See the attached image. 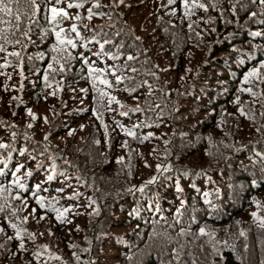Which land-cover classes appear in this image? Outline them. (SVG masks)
<instances>
[{
    "label": "trees",
    "instance_id": "trees-1",
    "mask_svg": "<svg viewBox=\"0 0 264 264\" xmlns=\"http://www.w3.org/2000/svg\"><path fill=\"white\" fill-rule=\"evenodd\" d=\"M117 1L124 2L114 0ZM146 1V6H150L152 0ZM69 3L74 6L69 8ZM77 4L83 6L76 7ZM97 4L99 7H94ZM20 7L22 12L33 11L23 0ZM52 7L67 12V17L58 18L62 20L59 25L49 23ZM153 7L157 10L145 20L152 46L157 49L150 55L142 51L130 29L122 25L119 8L111 0H62L60 4L55 0H39L36 15L31 18L22 15L19 30L14 17L0 12V19L9 21L0 23V37H8V42L0 38V46L5 49L0 52V58L15 60L22 67L30 61L38 65L32 70L36 75L35 84L28 85L22 94L17 87L4 99L0 144L6 147L0 148V202L12 203L13 193L24 199L35 193L40 200L43 196L55 195L54 199L50 198L51 204L38 209L37 217L28 223L0 213V223L7 231L0 233V264H68V258L53 248V237L46 239L45 244L37 243L30 228H38L45 218L53 227L58 220L68 218L71 210L83 205L84 196L78 191L64 196L67 183L63 184V176L72 172L97 190L98 204L105 205L108 214L104 224L111 215L117 219L109 221L111 228L117 221L121 223L118 229H127L126 234L112 233L114 246L99 239L107 250H115L113 255L100 256L97 261L89 248L87 254H79L83 259L80 264H264V222L259 225L255 220L242 219L248 199L264 194V137L251 141V137L243 138L244 131L238 136L235 133L230 141L223 143L227 146L224 154L216 156L211 150L216 146L210 144L209 135L217 131L208 123V117L203 116L215 107L218 94L223 95L226 103L230 101L249 66L264 61V3L260 0H174L169 4L168 0H154ZM61 29L68 36L58 39L56 33ZM160 37H166L172 49L160 48ZM86 44L94 52H101L97 67L116 66V73H111L109 84L103 88L102 98L93 105L104 107L108 96H117L118 110H121L118 116L115 111V116L122 129L101 124L105 128L102 137L118 144L133 139L135 146H142V123L152 115L154 120L150 124L154 126L161 118L169 119L171 129L177 131L168 139L171 145L161 147L160 153L165 158L161 156L156 163L151 162L148 151L138 159L131 145L126 144L122 145L118 162L100 158L93 159L94 163L89 165L92 157L89 149L92 144L100 145L99 142L91 143L88 138L50 151L16 122V118L26 116L28 111L19 112L21 100H26L32 110L37 109L44 99L42 96L35 99V94H40L43 88L55 85L63 90L86 78L87 69L79 59L83 48L88 47ZM191 44L204 53L200 68L193 69L191 81L183 87L168 86L165 73L169 71L179 79L187 60V54L182 52ZM70 47L75 51L70 52ZM11 52H18L19 56L8 55ZM117 55L120 59H112ZM129 56L134 59L129 61ZM151 56L158 60L153 62ZM225 57L236 61L238 65L234 66L238 67L232 68ZM86 58L91 60L89 55ZM133 68L136 71H131ZM260 72L256 84L264 87V67ZM117 76L121 77L120 83ZM84 84L90 96L93 85L87 81ZM146 85L152 90L142 97ZM190 88H193L190 98L179 107ZM252 90L255 96L246 98L247 106L254 110L256 121L262 122L264 95L260 96L257 86ZM62 100L67 104L62 106V109L67 107L63 116L75 112L74 99ZM89 110L86 117L91 115ZM226 114L224 111L223 115ZM127 115L130 125L125 127ZM52 120L51 131L61 137L79 119ZM123 130L134 131V136L127 138ZM112 132L117 139H113ZM100 150L108 149L103 145ZM138 169L142 172H137ZM49 176L53 178L49 180ZM169 208L172 213L168 212ZM261 216L264 219V211ZM198 224H204L201 229L205 233H200ZM224 228L229 232L224 233ZM107 229L108 225L102 226L99 238L108 236ZM53 231L62 246L67 239L60 226ZM214 250L219 251V256Z\"/></svg>",
    "mask_w": 264,
    "mask_h": 264
},
{
    "label": "rangeland",
    "instance_id": "rangeland-1",
    "mask_svg": "<svg viewBox=\"0 0 264 264\" xmlns=\"http://www.w3.org/2000/svg\"><path fill=\"white\" fill-rule=\"evenodd\" d=\"M111 1L112 4L115 5V8H119L117 11L120 14L119 18L120 20H122V25L127 29H130V31L134 35L136 42L139 43L142 47V51L147 55L156 52L157 49L152 46V42L148 36L149 31L145 24V20L148 19L149 15L153 11L157 10H153L154 0L151 1L150 6H146V0H124L122 4L118 3V1ZM145 9H147V12ZM61 36H68L66 30L60 32V37ZM159 40L161 42L160 48L172 49V43H170L166 37H160ZM185 40L187 39H184V41ZM85 46L88 47L83 48L82 52L80 50L81 53L79 59L83 62L87 69L86 78L78 82L74 86L63 90L55 85L43 88L40 94H35V99H37V97L39 96H42L44 99L43 102L38 105L37 109L32 110L31 108H29L26 100H21L19 102V112H22L23 110L28 111L26 116L16 118V122L18 124H22L25 128H27L29 135L32 136L33 139L40 141L44 145V147H46L50 151H52L51 148L54 149L59 147L60 145L64 147L73 142L82 143L85 139L88 138L90 139L91 143L99 142L100 145L94 147L92 144L91 148L89 149L92 155L89 165L94 163L92 162L93 159L100 158H102L103 161H109V159L112 158L114 159V162H118L122 156V153H120L122 145L126 146V144L131 145V149L134 152V157L135 155H137L138 159L141 158L144 152L148 151L149 157L152 160L151 162L156 163L158 161V158H160L161 156L165 158V156L160 153L161 147H169L171 143L168 141V139L173 138L177 131V129H175L176 131H174V129H171L169 119L167 120L165 118H161L160 123L157 126H154L150 124L154 120V117L152 115L146 123H142V130H144V134L142 135L144 145L142 146H135L133 139L129 140L126 143L118 144L117 142L109 143L102 137V130L105 131V128L101 124L107 125L109 128H112L114 125L120 127L115 116V111H117L118 116V113L121 110H118L119 98L117 96H108L107 101L105 100L103 104L104 107L99 108L98 106L93 105L95 102H98L102 98L101 95L103 93V88L104 86H107L109 84V81L111 79L109 76L111 75V73H116V66L108 67L107 64L105 66L97 67V62H99V58L102 56L101 52H94L93 47L89 44H86ZM130 50L132 51L133 48H131ZM69 51L74 52L75 48L70 47ZM182 54H187V60L184 62L183 72L179 76V79H177L172 73L167 71L165 75L168 80V82H166L168 86L179 85L183 87L184 85H186L191 81L194 71L193 69H199L201 63L203 62L204 53L195 44L186 46ZM87 55H89L91 60L86 58ZM117 57V59H120L118 55ZM151 59L153 62L154 60H158L154 56H151ZM224 59L227 63H230L232 68L238 67L234 66L238 65V63L236 61H233L231 58L225 57ZM158 62H156L155 64L157 65ZM115 63L116 60H113L112 65H115ZM37 67L38 65L32 61L27 62V64L22 67L15 60L5 59L4 57L0 58L1 116H3L5 112L4 106L6 105L4 103V99L7 95L13 93L15 89H17V87L21 90L22 94L28 85L35 84L34 79L36 78V75H33L32 70L37 69ZM263 67L264 61L251 64L249 66V69L242 75L241 80L236 87V95L226 103V99L223 97V95L218 94L217 98L219 99V101L217 102L215 107L210 110V112L203 115L204 117H208V123L217 131L216 133L211 132V134L209 135V137H211L210 144L212 146H216L214 148H211L216 156L224 154L227 146L223 145V143L230 141V139L234 137L235 133L238 136L240 132L244 131L242 133L243 138L251 137V141L264 137V133H261V131L264 130V113L262 115L263 121L257 122V115L250 106H247L246 101L247 97L255 96L252 90V87L254 86H257V89L261 90L262 94H260V96L264 95V87L260 84H256L260 79V70ZM89 69H93V71L90 72ZM253 70H256L257 75L249 76V73L253 72ZM172 71H176V69H173ZM84 81H87L88 83L93 85L90 96L86 94L87 88L84 84ZM2 89H4V91H2ZM175 89L180 90L181 88ZM151 90L152 88H150L149 85H146L144 87V94H142V97L150 93ZM192 90L193 88H190L188 94H186L185 98H183V101L180 102L179 107H182L188 101L191 96ZM89 97H91L90 101ZM62 98L74 99L73 103L76 106L75 112H68L63 116V112L67 111V107H64V109H62V106L67 104H64ZM257 99L258 98H256V100ZM89 108L91 109V115L89 117H86L89 114ZM224 111L227 112L226 115H223ZM231 111H235L236 114L231 115ZM33 117H35V119H33ZM81 117L86 118L82 120ZM126 117L127 118H125L124 120V126L128 127L130 125L129 123H127L128 115ZM52 118H58V120L62 118L63 120H79L78 122L72 124V126L68 128L67 132L60 137L56 132L51 131V124L54 122ZM51 120L53 122H51ZM8 122L10 123V121ZM65 123H69V121ZM29 124H31L32 127H28ZM226 128L229 129L228 133L225 132ZM130 132L134 133V131ZM123 133L127 138H132L134 136L129 135L125 131ZM111 134L114 135L113 139H117V136L113 132ZM46 135H48L47 138H45ZM103 145H106L108 149L105 152H102L100 150ZM211 150H209L207 153H209ZM116 154L119 155L114 158ZM137 172L141 173L142 169H138ZM76 174L72 172L67 173L65 176H63V184L67 183L65 186L64 196H69L73 191H78L80 195L84 196V198L82 199L83 205L79 208H74L73 210H71L68 218L58 220L57 224L54 225L55 227H52L50 220L45 218L38 228H30V231L34 234V236H36V238L40 240L36 241L37 243L45 244V242H47L46 239L53 237V248L57 249V252L62 253L64 257L68 258V264L82 263L83 259L79 254H87L89 248L93 252V256L97 259V261L100 260V256L110 257V255H113V253H115V250H107V248L99 242V239H101L102 241L106 240L108 244H112L116 243L115 235H112V233H127L126 228H117V225L121 224L117 221H115L114 228H111V226L109 225V221L112 218L117 220L111 215H109L108 223L104 224L106 218L108 217V214L106 212L105 205L98 204V195L96 193L97 190L89 183L82 180L80 177H77ZM146 174L145 176H147ZM18 186L19 183L14 186L15 189ZM50 198L54 199L55 195H51L49 197L43 196L40 200L38 198V195H36L35 193L32 194L29 199L20 198L17 193H13L12 203L4 204L0 202V208L4 209V211L0 213L7 217H13L14 219H20L28 223V221H32L37 217V212H39L38 209H43L47 204H51ZM37 201H39V203ZM263 211L264 194H256L254 196H251L244 204V214L242 215V219L255 220L257 224L262 225L264 219L261 216V213H263ZM168 212L172 213L171 208H169ZM13 213H15V215H13ZM25 218L27 219L25 220ZM107 225V232H109L108 236L99 238L102 226L106 227ZM203 225L204 224H198V227L200 226V233L201 227ZM236 225L237 224H235L234 227ZM59 226L63 232V236L67 239L66 241H64V244L62 246L57 243L55 237L56 233L53 231L56 228L59 229ZM0 229H3V231H0V233L2 234L7 232L1 223ZM222 231H224V233L229 232L228 228H224ZM203 232L205 233V231ZM179 252L183 253L184 250H180ZM212 252H214L216 256H219V251L214 250Z\"/></svg>",
    "mask_w": 264,
    "mask_h": 264
},
{
    "label": "snow or ice",
    "instance_id": "snow-or-ice-1",
    "mask_svg": "<svg viewBox=\"0 0 264 264\" xmlns=\"http://www.w3.org/2000/svg\"><path fill=\"white\" fill-rule=\"evenodd\" d=\"M62 2V0H55L56 4H60ZM261 3H264V0H260ZM20 3L21 0H0V12L4 13V15L9 16V17H14V21H15V27L17 28V30H19V24L21 21V17L22 15L25 16H29V18H31V16H35L36 15V10H38V4H39V0H23V3L27 6V8L29 9H33V11L29 14L28 12H22L21 11V7H20ZM169 4L174 3V0H168ZM15 6V7H13ZM74 5L72 3L68 4V7L71 8ZM76 7H82V4H77L75 5ZM94 7H99V5H94ZM200 7H203V5H200ZM50 12L52 13V17L49 20V23H55L56 25H59L62 20L58 19L59 17H67V12L62 10V9H57L56 7H52L50 9ZM92 16V11L91 9H89V18H91ZM77 19H79V17H77ZM0 23H9V21H5L3 19H0ZM63 31V29H61V32ZM72 31L75 32L76 31V26L73 25L72 27ZM14 34V33H13ZM25 35H27V31H25ZM256 35H260V33H256ZM57 38L59 39L60 37V32L56 33ZM2 38L5 42H8V37L6 35L0 37ZM65 41L60 40V43H64ZM17 43H19V41H17ZM67 43H71V40H68ZM101 48L104 47L103 44L100 45ZM5 49L0 46V52H4ZM8 55L10 56H19L18 52H11ZM118 57L113 56L112 59H117ZM132 59H134L132 56L128 57V60L131 61ZM90 72L93 71V69H89ZM131 71H136V69H131ZM115 74V73H113ZM252 75H257L256 70H253V72L249 73V76ZM121 82V77L117 76V83ZM106 83V81H105ZM138 111V109H137ZM33 119H35V117H33ZM28 127H32L31 124L28 125ZM129 135H134V133L129 132ZM6 147L3 144H0V148H4ZM22 167V166H21ZM158 171L160 170L159 167L157 169ZM166 170V169H165ZM20 171V168H17V172ZM53 177L49 176L48 179L51 180ZM149 183H151V181H149ZM22 187V185H21ZM39 203V201H37ZM43 206V205H42ZM4 209L0 208V212H3ZM13 215H15V213H13ZM27 218H25L26 220ZM40 219H43V217H41ZM13 227H15V225H13ZM0 231H3V229H0ZM203 229H201V233L203 234ZM31 236V234H29ZM241 235H243V233H241ZM19 232L17 233V239H19ZM21 248L24 247L23 244L20 245Z\"/></svg>",
    "mask_w": 264,
    "mask_h": 264
}]
</instances>
